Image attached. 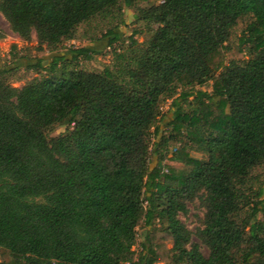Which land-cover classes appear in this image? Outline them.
Here are the masks:
<instances>
[{
    "label": "trees",
    "instance_id": "obj_1",
    "mask_svg": "<svg viewBox=\"0 0 264 264\" xmlns=\"http://www.w3.org/2000/svg\"><path fill=\"white\" fill-rule=\"evenodd\" d=\"M159 1L136 16L156 27L146 44L114 51L115 66L96 73L78 61L98 51L71 50L67 59L58 47L79 25L137 0H0L12 33L25 42L34 33L55 53L46 64L36 59L28 69L45 76L21 88L9 82L17 67L0 68V249L14 264H264V225L254 222L264 217V190L248 187L264 165V0ZM244 17L248 60L223 67L218 56ZM104 38L108 48L119 41L113 29ZM208 82L211 94L198 91L197 100L217 99L219 122L183 114L174 99L173 123L185 129L158 136L177 87ZM62 124L63 134L47 137ZM181 136L207 159L181 145L171 159L183 166L165 174L158 162ZM196 200L205 213L195 235L207 257L178 218ZM140 223L148 230L135 255Z\"/></svg>",
    "mask_w": 264,
    "mask_h": 264
},
{
    "label": "rangeland",
    "instance_id": "obj_2",
    "mask_svg": "<svg viewBox=\"0 0 264 264\" xmlns=\"http://www.w3.org/2000/svg\"><path fill=\"white\" fill-rule=\"evenodd\" d=\"M159 0H137L131 7H126L123 2L119 3L118 9L114 11L111 16H97L90 21L79 25L71 37L67 40H63L58 48H61L58 53L61 56H65L67 59L71 58L70 51L90 47L98 51L99 53L93 55V58L89 61L80 59L78 61V69L86 72L100 73L105 68L112 69L115 66L114 51L116 53L129 52L131 43L134 41L137 46H144L146 42L152 36L155 26H149L146 23L136 19L139 9H147L150 6L159 4ZM251 22V18L244 17L243 25L232 29L228 41L224 44V50L221 56H218L223 61V67H227L232 63H241L248 60V45L242 44L244 30ZM114 30L119 35V41L112 47L108 48V38H104V35L109 30ZM0 68L4 67H17L19 70L17 73L9 79L10 84L14 88H21L33 79H39L45 76V73H37L35 70L28 69L31 65L35 64L36 59H43L46 62L51 61L55 53H51L49 47L45 44L38 45L35 34L32 33L31 39L27 42L21 40L16 34L12 33L8 22L0 13ZM16 46L18 57L13 60L11 57V47ZM218 74V73H217ZM204 92L211 94L212 87L211 82H208L202 87L199 86H178L173 97L167 99L165 104L160 110V117L155 127L159 128V135L168 137L174 135L176 130L183 131L185 125H175L173 123L174 109L171 103L174 99H177L181 105V111L183 114L189 116L199 115L203 121L209 123L219 122L220 113L222 114V104L217 107L216 101H203V104L197 100V92ZM187 98L183 97L186 96ZM185 98V99H184ZM67 129L66 124L55 125L52 129L47 131L48 138L57 137L63 134ZM193 131V128L190 129ZM154 131V128L151 129ZM190 137V136H189ZM192 138L194 136H191ZM181 141H169L163 153V159L158 162L155 155H151L149 164L151 167L155 166L157 162L163 169V173L169 174V168L177 169L181 168L182 163L173 162L171 157L174 150L181 145H185L183 151L189 153L192 157L200 160H206L207 155L198 148L197 145L188 141L184 136L178 137ZM157 141L156 137H152V143ZM162 181V180H161ZM248 187L251 191L255 192L259 188L264 190V165L254 168L248 178ZM264 200V195L260 200ZM256 201L253 198L251 201ZM254 203V202H252ZM251 203V204H252ZM188 213L183 216L179 215V220L185 225V227L192 233L191 243L197 244L200 248V253L204 256H208V249L201 244L195 232L198 229L203 228V218L205 209L196 200L192 204H187ZM247 209L243 211L242 217L247 216ZM255 223L264 225V217L258 214L254 220ZM153 229H159L160 225L155 222ZM248 229V228H247ZM246 229V230H247ZM148 228L144 223H140L136 229V243L133 247L134 254L137 255L141 251V243L143 242L144 235ZM162 242L167 248H170L168 239L162 238ZM0 264H14L12 256L4 249H0ZM19 264H24L20 262ZM164 264V263H159Z\"/></svg>",
    "mask_w": 264,
    "mask_h": 264
}]
</instances>
